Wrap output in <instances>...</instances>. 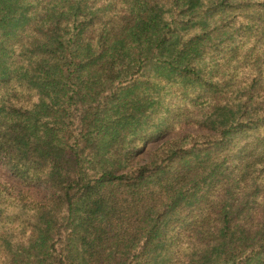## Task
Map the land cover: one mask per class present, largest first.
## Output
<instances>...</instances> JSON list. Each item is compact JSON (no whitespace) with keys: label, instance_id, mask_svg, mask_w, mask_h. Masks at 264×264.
I'll use <instances>...</instances> for the list:
<instances>
[{"label":"trees","instance_id":"1","mask_svg":"<svg viewBox=\"0 0 264 264\" xmlns=\"http://www.w3.org/2000/svg\"><path fill=\"white\" fill-rule=\"evenodd\" d=\"M0 264H264V0H0Z\"/></svg>","mask_w":264,"mask_h":264},{"label":"rangeland","instance_id":"2","mask_svg":"<svg viewBox=\"0 0 264 264\" xmlns=\"http://www.w3.org/2000/svg\"><path fill=\"white\" fill-rule=\"evenodd\" d=\"M190 129H189V127H185V131H189Z\"/></svg>","mask_w":264,"mask_h":264}]
</instances>
